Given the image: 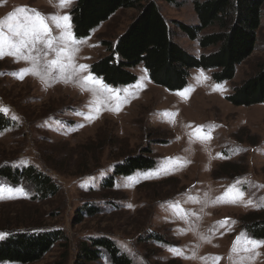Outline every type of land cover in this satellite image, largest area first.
<instances>
[{
  "label": "rangeland",
  "instance_id": "1",
  "mask_svg": "<svg viewBox=\"0 0 264 264\" xmlns=\"http://www.w3.org/2000/svg\"><path fill=\"white\" fill-rule=\"evenodd\" d=\"M75 2L59 7V0H0L5 32L7 23H26L30 13L17 10L27 6L44 16H70L76 40L58 44L72 50L71 61L63 57L73 64L64 78L58 68L47 69L45 62L57 55L42 45L37 46L39 74L21 79L16 73L32 68L33 61L0 58V113L11 120L0 129V169L33 164L61 186L53 198L33 199L29 186H15L0 175V239L23 229H61L66 240H57L31 264H110L103 249L97 260L79 261L82 243L100 236L112 239L132 264H264V244L246 251L251 245L236 243L241 236L264 241L252 235L248 225L254 219L247 217L264 213V102L236 106L227 99L264 63V6L256 48L233 79L217 81L213 70L194 68L188 85L171 91L153 83L142 63L130 69L136 79L127 84H107L94 74L92 64L109 55L104 42L116 41L139 9H120L88 36L78 37ZM156 2L183 49L196 56L217 49L202 48L179 28L178 23H199L192 0ZM48 23L53 36L64 31ZM217 30L213 26L199 36ZM89 75L102 84L85 82ZM146 148L154 166L116 176L113 187L104 185L124 155ZM233 185L243 198L219 199H227ZM86 203L94 210L88 215Z\"/></svg>",
  "mask_w": 264,
  "mask_h": 264
},
{
  "label": "trees",
  "instance_id": "2",
  "mask_svg": "<svg viewBox=\"0 0 264 264\" xmlns=\"http://www.w3.org/2000/svg\"><path fill=\"white\" fill-rule=\"evenodd\" d=\"M192 1L199 23L194 26L178 23V26L191 40L199 41L202 48H217L209 54H190L174 40L169 21L156 0H76L72 21L78 37L88 36L120 9H139L138 16L116 41L104 42L109 55L93 63L91 71L101 75L107 84L122 85L135 81L136 75L130 69L142 63L153 83L171 91L184 89L194 68L213 70L212 76L217 81L233 79L237 66L256 48L264 0ZM213 26L219 30L199 36L203 30ZM227 99L236 106L264 102V63L259 66L257 74L235 86ZM10 124L11 120L0 113V129ZM150 153V148H146L140 153L124 155L123 161L115 166L113 175L107 178L104 185L113 187L116 176L154 166L156 160ZM232 172L234 170L226 173ZM0 175L15 186L23 185L26 189L29 186L33 190V199L53 198L61 189L59 182L33 164L27 167H2ZM84 207L86 215L94 211L90 203ZM247 217L254 219L248 225L252 235L264 238V213H253ZM8 234L0 239V262L17 264L39 261L56 246L57 240L67 238L61 229L54 228L23 229ZM102 249L109 255L110 264H132V260L106 236L84 241L79 261L97 260ZM167 264L178 263L171 261Z\"/></svg>",
  "mask_w": 264,
  "mask_h": 264
},
{
  "label": "snow or ice",
  "instance_id": "3",
  "mask_svg": "<svg viewBox=\"0 0 264 264\" xmlns=\"http://www.w3.org/2000/svg\"><path fill=\"white\" fill-rule=\"evenodd\" d=\"M72 0H59V7H67L71 4ZM20 13H30V15H25L26 23L19 24L17 23L15 26L12 23H7L6 27L8 32L4 31V23L0 21V58H3L5 55L14 56L17 60H31L33 61V67L30 69H21L19 73L20 78H23V74H28L32 72L33 74H39L38 69L36 68V62L39 60V51L40 49L37 47L38 45H42L43 48L47 50H51L56 52L57 58L51 61H46L45 66L49 71L53 68H58L61 73V78L63 77V73L66 69L72 68L73 64L71 62L64 63L63 57L68 56L69 61H71V49L67 47L61 48L58 46L59 42H70L76 43L75 37L71 33V17L68 15L59 16V15H51L44 16L42 13L38 12L35 9H29L27 6H22L18 10ZM14 14L9 15V19H13ZM49 21L52 22L57 28H62L64 31L61 33L59 37H55L52 35L51 27L49 26ZM10 33V34H9ZM37 52L36 56L32 55L33 51ZM47 55V52H45ZM87 68V65H80L79 69L84 70ZM70 78V77H68ZM85 82L102 84V81L98 80L95 77L89 75L85 77ZM107 91H113L111 89H105ZM3 110V109H0ZM116 110H119L117 108ZM224 198H219L223 200V202H238L243 198V193L239 191V189L233 185L232 188L225 194ZM229 221L226 219L222 223L226 224ZM3 234H0L2 237ZM243 240L245 245H251V248L245 247L246 251H250L252 249L260 247L264 244V241H253L248 240L245 236H241L237 238V244ZM233 251H236L234 247ZM217 261L220 259L219 257L215 258Z\"/></svg>",
  "mask_w": 264,
  "mask_h": 264
}]
</instances>
